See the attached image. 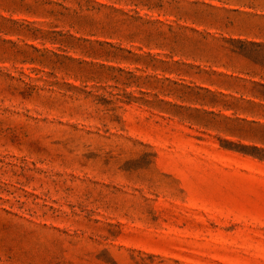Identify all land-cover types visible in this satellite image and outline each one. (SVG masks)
<instances>
[{
  "label": "rangeland",
  "instance_id": "374dc122",
  "mask_svg": "<svg viewBox=\"0 0 264 264\" xmlns=\"http://www.w3.org/2000/svg\"><path fill=\"white\" fill-rule=\"evenodd\" d=\"M0 264H264V0H0Z\"/></svg>",
  "mask_w": 264,
  "mask_h": 264
}]
</instances>
